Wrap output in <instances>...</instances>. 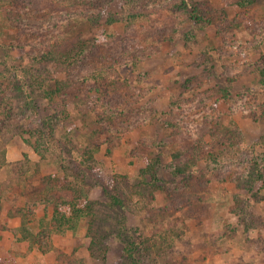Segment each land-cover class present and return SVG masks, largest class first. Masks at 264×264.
Segmentation results:
<instances>
[{
  "label": "rangeland",
  "instance_id": "rangeland-1",
  "mask_svg": "<svg viewBox=\"0 0 264 264\" xmlns=\"http://www.w3.org/2000/svg\"><path fill=\"white\" fill-rule=\"evenodd\" d=\"M99 1L0 0V72L74 57L0 113V264H264V0ZM78 177L91 212L58 229Z\"/></svg>",
  "mask_w": 264,
  "mask_h": 264
},
{
  "label": "trees",
  "instance_id": "trees-1",
  "mask_svg": "<svg viewBox=\"0 0 264 264\" xmlns=\"http://www.w3.org/2000/svg\"><path fill=\"white\" fill-rule=\"evenodd\" d=\"M254 0H236V3L239 5H246L248 3H251ZM91 2L96 6V7H101V2L99 0H91ZM98 4V5H97ZM187 2L186 0H182L180 6L185 7L187 9ZM100 15V14H98ZM96 18L98 16H95ZM190 17L195 21V22H200L202 24L208 23V21L204 18V16L200 13L199 8L195 6L194 4L192 5V8L190 9ZM25 44L21 45L20 47H24ZM27 52V51H26ZM80 53V51H79ZM74 57L65 51H59L54 52L52 50H45L41 53H38L36 56H32L31 62L28 63V65H24L22 69H19L18 67H14L13 71H11L10 68H7L4 73L1 71L0 75L2 76V82L4 85L3 90L9 91L5 95L0 96V113H4L6 117H12L14 113V108L16 107L13 100H7L11 94H13V99L19 100L21 99L23 102L27 101L30 97L32 98V93L34 90L39 89L41 86H43L47 81H50L51 75H50V70L49 66L52 63H62L63 68L62 71H66V76L67 74L71 73L70 76L72 75V64ZM62 59V60H59ZM1 59H0V65H1ZM2 73V74H1ZM261 77H262V82H264V67L261 69ZM77 75V74H75ZM74 77V76H73ZM93 78H96L95 82H97V75L94 71L89 72L88 74H82L80 77H77L75 80L71 81H80V82H87L88 80H91ZM69 78L66 77L65 80H61L62 82L60 83L59 80V86L60 87H65L67 85V80ZM69 81V80H68ZM56 88L52 89V92H54ZM31 105V99L30 103ZM36 106V105H35ZM57 119L54 117H47L44 120H42L41 123L42 126L38 127V131L40 134L43 135L44 129H55V125H57ZM35 132V130H33ZM94 161V154L89 153V158L88 160ZM157 161H159V157L156 158ZM5 162L4 156H0V167L3 165ZM87 168H90L92 166L91 162H84ZM64 175L69 178L70 175L72 174V166L64 164ZM84 171V170H83ZM185 169L181 166H176L175 172L176 173H181L184 172ZM156 168L155 166H151V164H148L145 168L142 169V175L145 177L146 175H150L151 177V184L155 183L157 179V174H156ZM262 178V174H258V178ZM83 180V178H77ZM83 181L81 183L75 182H69L68 188H71L74 197L70 201H66L65 203V208H55L53 217L52 219L54 220V224L56 228L58 229H72L75 230L78 226V223L80 219L86 215H88L91 207L90 200H88L85 205L83 206L81 203L78 202V199L82 195H86V192L83 190L85 186H83ZM116 202L117 200L114 199ZM20 212L22 215L23 219L26 216V214H23V211L21 209L17 210ZM32 210H29V213H31ZM24 222V221H23ZM25 224V223H24ZM94 241H92L93 243ZM126 252L131 258L136 259V255L134 250L136 249L135 245L133 242L128 241L126 245ZM136 261V260H133Z\"/></svg>",
  "mask_w": 264,
  "mask_h": 264
}]
</instances>
